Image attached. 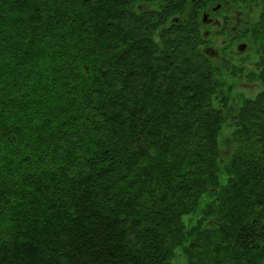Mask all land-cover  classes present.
I'll return each mask as SVG.
<instances>
[{"label": "trees", "instance_id": "1", "mask_svg": "<svg viewBox=\"0 0 264 264\" xmlns=\"http://www.w3.org/2000/svg\"><path fill=\"white\" fill-rule=\"evenodd\" d=\"M0 264H264V0H0Z\"/></svg>", "mask_w": 264, "mask_h": 264}, {"label": "flooded vegetation", "instance_id": "2", "mask_svg": "<svg viewBox=\"0 0 264 264\" xmlns=\"http://www.w3.org/2000/svg\"><path fill=\"white\" fill-rule=\"evenodd\" d=\"M217 5H219V8L216 9ZM220 8L221 4H215L214 7L211 8L210 12H205L209 15L210 21L209 23L203 25L207 28L216 27L220 36H225L221 41V46L223 48L222 52L228 53L229 57H233L235 55L241 56L248 48H250L244 39V35L238 31V27L242 23L241 13L235 9L227 11V8L221 11ZM203 34L206 37L204 47L213 48L211 46V41L208 38L207 29L203 31ZM241 44L246 45V48L240 50L239 45ZM213 49L215 50V48Z\"/></svg>", "mask_w": 264, "mask_h": 264}, {"label": "rangeland", "instance_id": "3", "mask_svg": "<svg viewBox=\"0 0 264 264\" xmlns=\"http://www.w3.org/2000/svg\"><path fill=\"white\" fill-rule=\"evenodd\" d=\"M207 33L209 36L208 38L211 41V46L215 48L216 51L218 50V52L212 56L213 58L215 59H221L222 57L228 58L230 59L229 61H231L232 64L234 63L243 69H250L253 67L256 57L254 56L253 50L251 48H248L247 51L243 53V55L241 56L235 55L233 57H229L228 53L222 52L223 48L221 46L222 43L221 41L225 36L224 37L220 36V33L216 29V27L207 28ZM259 91H260V87L257 84L248 85L243 83L238 88H236V92L244 98H253L256 96V94Z\"/></svg>", "mask_w": 264, "mask_h": 264}, {"label": "water", "instance_id": "4", "mask_svg": "<svg viewBox=\"0 0 264 264\" xmlns=\"http://www.w3.org/2000/svg\"><path fill=\"white\" fill-rule=\"evenodd\" d=\"M217 8H219V5H217L216 6V9ZM209 15L207 14V13H203L202 14V17H201V22H202V24H207V23H209ZM246 48V45H244V44H241V45H239V49L240 50H243V49H245ZM204 52L207 54V55H210V56H213L214 54H215V51L212 49V48H210V47H206V48H204Z\"/></svg>", "mask_w": 264, "mask_h": 264}]
</instances>
